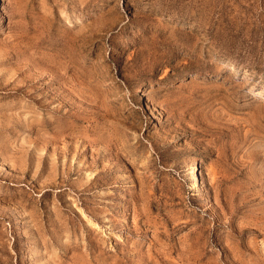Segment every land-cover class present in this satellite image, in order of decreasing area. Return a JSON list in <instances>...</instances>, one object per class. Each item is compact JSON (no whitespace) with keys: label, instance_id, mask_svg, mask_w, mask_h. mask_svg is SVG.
<instances>
[{"label":"rangeland","instance_id":"rangeland-1","mask_svg":"<svg viewBox=\"0 0 264 264\" xmlns=\"http://www.w3.org/2000/svg\"><path fill=\"white\" fill-rule=\"evenodd\" d=\"M0 264H264V0H0Z\"/></svg>","mask_w":264,"mask_h":264}]
</instances>
